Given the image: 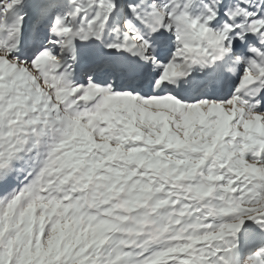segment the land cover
<instances>
[{
	"label": "snow or ice",
	"instance_id": "snow-or-ice-1",
	"mask_svg": "<svg viewBox=\"0 0 264 264\" xmlns=\"http://www.w3.org/2000/svg\"><path fill=\"white\" fill-rule=\"evenodd\" d=\"M0 264H264V0H0Z\"/></svg>",
	"mask_w": 264,
	"mask_h": 264
},
{
	"label": "rangeland",
	"instance_id": "rangeland-1",
	"mask_svg": "<svg viewBox=\"0 0 264 264\" xmlns=\"http://www.w3.org/2000/svg\"><path fill=\"white\" fill-rule=\"evenodd\" d=\"M23 180H24V175H23V173H21V174L19 175V179H18V180H14V181L12 182V186H13V187H15V186H19L20 183H21Z\"/></svg>",
	"mask_w": 264,
	"mask_h": 264
}]
</instances>
